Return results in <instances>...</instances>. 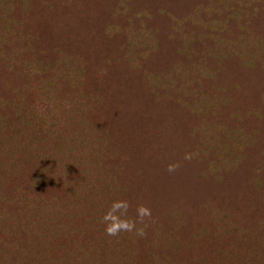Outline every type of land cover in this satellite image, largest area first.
Segmentation results:
<instances>
[{"label": "trees", "instance_id": "trees-1", "mask_svg": "<svg viewBox=\"0 0 264 264\" xmlns=\"http://www.w3.org/2000/svg\"><path fill=\"white\" fill-rule=\"evenodd\" d=\"M263 20L264 0H0V264H264ZM118 199L143 235L105 233Z\"/></svg>", "mask_w": 264, "mask_h": 264}, {"label": "clouds", "instance_id": "clouds-1", "mask_svg": "<svg viewBox=\"0 0 264 264\" xmlns=\"http://www.w3.org/2000/svg\"><path fill=\"white\" fill-rule=\"evenodd\" d=\"M177 167L175 164L168 165V171L172 172ZM129 203L127 200H113L109 207L102 215V222L104 223V231L109 236H118L121 232H135L138 235L144 234L143 227H137L136 219H128L127 212ZM136 214L141 224L143 218L151 215V210L143 204L138 205Z\"/></svg>", "mask_w": 264, "mask_h": 264}, {"label": "rangeland", "instance_id": "rangeland-1", "mask_svg": "<svg viewBox=\"0 0 264 264\" xmlns=\"http://www.w3.org/2000/svg\"><path fill=\"white\" fill-rule=\"evenodd\" d=\"M260 26L264 27V20L257 26L256 32L262 37L264 36V30ZM234 82L244 89V94L246 97H253L255 92V87L258 82L262 83V76H260V71L251 69H241L235 76L232 77Z\"/></svg>", "mask_w": 264, "mask_h": 264}]
</instances>
